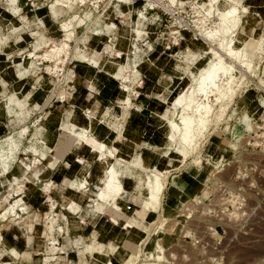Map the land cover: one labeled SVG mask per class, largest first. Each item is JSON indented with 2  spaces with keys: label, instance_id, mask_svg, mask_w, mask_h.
<instances>
[{
  "label": "crops",
  "instance_id": "1",
  "mask_svg": "<svg viewBox=\"0 0 264 264\" xmlns=\"http://www.w3.org/2000/svg\"><path fill=\"white\" fill-rule=\"evenodd\" d=\"M235 1L248 7L249 11L244 17H253L258 14L264 16V0ZM76 2L78 0H71L67 4L55 3L54 0H0V141L7 138L2 145L3 149L0 150V189L6 186L7 191L4 194L0 193V197L24 183L22 197L29 219H32L37 211L44 212L51 202L56 204L57 212L66 215L65 221L61 222L62 232L55 231L57 244L63 249L59 253V264H121L129 253L136 250L140 240H135V236H138L139 232H145L146 227L158 217L162 198L163 204H166L168 199L173 200V196L181 197L188 189L187 181H189L188 175L180 180L179 184L182 186L180 189V186L174 185L178 184L179 177L170 175L173 169L162 168L159 159L163 156L162 153L148 143L143 135L146 132H142V129L146 127L141 128V126L147 123L146 119L141 120V116L145 117L142 113H146L144 110L153 102L154 108L159 106L160 102H155L154 98L160 101L156 96H161L162 93L154 92L153 99H151L152 95L140 93L138 100L134 102L129 92L138 94L139 91L134 90L133 84L128 82L139 78V70L137 69L139 75L136 78L133 70L144 62L146 64L148 60L154 63V69L160 70L155 73L156 78H160V83L157 79L156 84L161 86L164 81L163 76L167 78V84L173 83L174 78L178 77L176 73L173 74L176 66L184 72L190 65L189 54L196 50L201 51L203 46L202 41L195 42L191 39L185 51H175L174 46L164 47V42L159 41L158 38L154 43L151 42L154 47L152 46L153 49L147 53L142 43L140 45L143 48L138 45L140 51L137 52L139 50L137 48L136 51L131 52L133 59L128 64L132 65L133 72H130L124 64L111 60V56L107 55L112 52L116 54L117 50H114L111 45L113 41H108L111 44L106 42L102 50L94 46L93 51L89 53L81 49L78 44L80 37L75 31V37L71 40L72 51L68 57L74 61L68 67L69 73L64 72V75L68 77L67 83L72 85L68 86L66 83L57 85L58 78L54 80L55 85L50 89V83L47 85L44 77L46 71L49 72L47 67L50 64L46 63L48 60L38 59L45 52L40 54L37 52L43 46H50L56 41L51 40L52 36L49 35L52 27L58 22L61 30L60 23L66 19L62 20L61 17L71 12ZM190 2L192 1L188 3ZM124 4L122 3L124 10L121 13L126 14L134 10L135 3ZM95 6L98 7V5ZM102 10L98 14V17L102 19L98 18L97 22L96 20L91 22L84 32L100 35L104 29L108 33V40H113L115 33L111 32L115 24L112 22L114 27L109 29L108 26L112 23L104 21L105 15ZM74 13L78 15L76 29L85 18L93 19L91 12L83 16L79 15V10ZM244 28L242 22V30L247 32ZM253 29L251 26L249 35L253 34ZM249 35L240 36L238 42L248 39L250 43L254 37ZM145 36L135 41L148 39V33ZM89 37L87 35L85 41ZM98 41L99 39L94 41L96 45ZM175 42L178 43V41ZM132 43L131 40L130 44ZM169 49L172 51H167ZM28 52L37 53L39 56L32 57L31 60L30 57L28 58ZM166 59L174 63L170 66L168 73L161 72L164 69L163 60ZM179 59L185 61L186 66L177 65ZM135 63L139 65L135 66ZM39 64H44L46 71L39 67ZM125 74L133 76L129 81H125L130 85V91H125L122 84V77ZM179 78L182 77L179 76ZM55 86L58 87L57 92ZM44 87L47 89L45 90ZM55 96L62 101L57 100L54 103ZM126 97L130 99L129 106L126 105V101L124 102ZM171 108L172 105H169L164 113L155 114L160 119H167ZM33 116L36 117L31 121ZM158 118L154 117L156 121L159 120ZM62 121L81 129L87 128L90 133L88 139H81L70 131L62 129L60 126ZM32 128L34 132H31ZM150 133L154 134V132ZM14 135H20L19 139L12 141V138H15ZM165 137L166 149L171 150L178 157L176 159L183 163L184 160L180 159L178 153L174 151L176 142L169 137L168 133ZM100 143H104L106 149H111L115 154L114 164L122 184L120 198L117 201L118 208L112 205V201L104 202L98 199V191L103 184V175L107 167L106 160L99 158V152L93 150ZM167 153L168 151L165 155ZM20 154L26 157L20 160ZM5 164L10 165L5 166ZM154 168H160L165 176L157 212L146 207L149 188L146 180L148 176L152 178V175L147 176V172L151 174ZM168 174L170 176L167 179ZM131 178L135 179V187L133 191H127L124 184L126 179ZM82 180H85L89 196L83 195L82 191L71 186V181L77 183ZM166 181L169 185L164 190ZM47 182L52 183L49 200L46 198L48 192L42 189ZM172 185L179 191L176 195L173 193V196L168 191ZM68 199L82 204L75 218H72L63 206ZM132 200L138 202L139 206H136ZM130 202L134 204L132 207L129 205ZM147 216H149L148 221ZM43 230V226L37 224L32 229L28 226L17 228L11 225L2 233L0 260H8L10 264H35V242L34 239L29 241L27 236L35 235L37 232L40 235ZM71 230L75 234L71 235ZM60 234H64L63 238L60 237L62 242H60ZM26 251H29V255L22 257V253ZM38 253L42 255L41 251Z\"/></svg>",
  "mask_w": 264,
  "mask_h": 264
},
{
  "label": "rangeland",
  "instance_id": "2",
  "mask_svg": "<svg viewBox=\"0 0 264 264\" xmlns=\"http://www.w3.org/2000/svg\"><path fill=\"white\" fill-rule=\"evenodd\" d=\"M93 1L84 0V2L81 3L76 2L73 4L71 12L64 14L61 19L68 18V16L73 14L76 10H79V15L81 16L85 13L90 14L89 12H91V16L93 17L92 20H87V18H85L83 22L79 23V25H81L77 27V29L76 26L78 24L75 25L76 35L80 37L78 44L81 49L91 53L94 46H96L98 50H102L106 42L113 41L112 44L110 42H108V44H111L112 48L120 51L121 54L116 56V54L112 52L107 53V55L111 56V60L124 64L130 72H133L131 69L132 65L128 64V62L131 61L130 58L133 57L132 54L128 53L131 40L133 42L131 44L133 46L132 52L136 51L139 47L138 45L144 43L147 39L145 38L140 42L135 41L138 39L137 36L141 31H146L148 33V41L153 47L154 44L152 45L151 42L154 43V41L159 38V41L164 42V47L168 45L174 46L175 51H185V48L187 49L188 46V41L191 39L195 42L202 41L203 49L200 53L208 48L207 42L203 40L200 33L195 31L192 32V30L183 28L180 25L187 24L192 27L195 23L199 22L202 11L194 4L195 0L178 2L177 4L181 5V7L177 9L178 12L175 13V16L177 15L176 17L163 8L161 11V8H159L160 5H158L155 0H146L147 3L151 2V5H146V1L136 0V2H133L135 3L134 10L126 14L123 12L121 13L124 8L119 0ZM160 1L162 4L166 3V1ZM189 1L192 2L189 4ZM199 2L206 3L207 0H199ZM168 3L170 5L173 3L175 4V2ZM126 4L125 2L124 5ZM95 5H98V7ZM163 5L165 6V4ZM219 6H225V2L221 1ZM151 7L153 8L150 9ZM101 9H103L102 13L105 15L104 21L109 24L112 22L115 24L111 32L115 33L113 40H108V33H106L104 29L100 35H95L91 32L87 34L89 32H84V29L90 25L91 22L95 20V22H97L98 18L102 19V17H98ZM140 10H143L144 18L142 20L138 18V11ZM244 16L245 14H243L242 20L245 26L244 29H246L247 32L242 30L241 23L237 29L239 32L237 37L248 36L250 34L248 31L251 26H253L254 29L252 32L253 34L249 36L258 37L264 33V16L262 14L253 15V17L249 16L248 18ZM118 20L122 22L120 23ZM132 29L137 31L133 32ZM177 29H181V34L175 32ZM86 34L90 37L85 41ZM49 35L52 36L51 40L58 41L57 39L62 38L63 34L59 28L58 22L56 26L52 27V31ZM96 39L100 41L97 42V45L94 42ZM175 41H178V43ZM72 44L73 42L69 41L65 45L66 47L63 46V48L56 53L50 52L52 53L51 59H44L48 60L46 61L47 64H54L59 68L55 73L50 74L47 72L44 68V64L38 65L46 71L44 77L47 85L50 83V89L55 85L54 80L58 78L57 85H63L65 83L66 85L68 84V86L72 85V83H67L68 77L64 75V72L69 73L68 67L74 61L68 58L72 51ZM257 44V38H253L249 43L250 46H256ZM53 46H55L54 43L50 46L45 45L37 53L48 52ZM141 48L143 47L141 46ZM138 49L137 51H140V48ZM167 51L170 52L172 50L169 49ZM195 58L196 55L194 53L189 54V69L185 70L184 73L181 68L176 66L173 74L176 73L178 77L174 78L173 83H168L169 85L166 82L167 78L165 76L162 78L164 81L161 86L160 84H156L157 79H159L158 83H160V78H156L155 73L160 72V70L157 68L154 69V63H150L148 60L146 64L144 61L141 65L135 63L139 65L136 68L140 72L139 78L128 82L133 84L134 90L139 91L138 94L129 92L130 98L134 102L138 100V95L140 93L152 95L151 99L154 98V92L162 93L161 96H156L160 101L154 98L155 102H160L159 106L154 108L153 105L155 103L153 102L144 110L146 113H142L145 117L141 116V120L143 121L146 119L147 122L145 125L141 126V128L146 127L142 129V132H146V134L143 135L146 137L148 143L155 146L154 149H156V151L162 153L163 156L159 158L162 163V168L173 169L170 175H177L179 177L178 184L176 183L174 185L180 186V189L182 187L179 184L180 180L185 179L188 175L189 177L187 178L189 181H187L188 189L181 197L176 195L179 193L177 188L174 189L173 185L169 188L168 191H170V194L173 196L174 193L176 196H173V200L171 201L168 199L166 204H163L162 198L160 213L158 214L159 217L146 227L145 232H139L138 236H135V240H140L139 244L136 250L129 253L128 256L126 255L127 257L121 264H264V37L260 40L256 52L247 56L252 63L251 69H246L234 59L230 60L231 62L234 61V64L236 63L235 69L239 71L240 75L244 74L238 88L233 94L221 99L218 104L213 106L206 127L192 139L193 141L190 144L191 147L188 149L190 152L187 151L188 153L186 152L184 157L182 156L183 154L178 153L179 158L184 160L182 163L176 159L178 157H176L171 150L166 149V145H164L166 142V134L168 133L169 137L172 139L173 137L168 131L165 119L158 118L155 113H157V115L164 113L166 107L171 105L172 98L190 83L192 73L196 72L197 69L204 64V58H200L197 62L191 63ZM166 60H163L164 69L161 71L164 73H168L171 69L170 66L174 64ZM178 64L186 66L187 63L179 59L177 65ZM130 75L128 76L125 74L124 77H122V84H128L125 83V81H129L131 77L133 78V76ZM179 76L182 78H179ZM118 81L120 82V79H118ZM44 89L46 90L47 87H44ZM55 90L57 92L58 87H56ZM260 98H262V102H260ZM53 99H55L54 103H56L57 100L62 101V99L57 98V96ZM174 110L175 107L172 106L168 118L173 115ZM36 116H33L31 121L34 120ZM154 117H157L159 120L156 121ZM31 121H29V123ZM24 126L28 127V125ZM31 130V132H34L33 128ZM150 132H154V134ZM261 142L263 143L261 146L254 147ZM166 151H168L167 155H165ZM174 151L177 153L176 148ZM25 157L26 156L23 154L19 155L20 160H23ZM219 159H221V161L217 162ZM9 165L5 164V166ZM253 169L255 171H253ZM157 172L161 173L164 188V171L159 168ZM148 174L150 175L149 171L147 172V176ZM170 175H167V179ZM146 181L148 187V178ZM167 181L164 190H166V186L168 187L169 185ZM124 185L125 190L133 191L135 179H126ZM223 188H227L231 193H226L225 199L222 202L220 196ZM6 189L7 187L3 186V188L0 189V193H6ZM171 189L175 191L173 190V192ZM145 191H147V189ZM11 192L12 190L9 191L8 194L0 197V216L9 206V199L12 195ZM132 202L136 206H139L138 202L133 200ZM132 202L129 204L131 207L134 205ZM227 205L228 210L222 213V207ZM21 206L23 205L21 204ZM49 206H47L44 212L48 210ZM18 209L19 207L16 209V216L10 220L11 222L8 221V228L11 225H15L19 228L28 226L30 229H32L35 224L43 226L37 222L38 213L43 211H37L34 217L29 219L28 223L26 220H21L22 212L18 211ZM57 210H59V208ZM148 217L149 216H147V221ZM19 218L20 221L18 220ZM4 230H6V228L2 230V233ZM55 230L58 229L56 228ZM55 230L53 231L54 233L52 232L54 235L51 233V237L50 235L48 237L49 231L46 229L40 233V235L37 232L35 235L29 234L27 236L29 241L34 239L35 242V264H59L58 262L55 263L51 260L43 259L46 250L52 246V237L55 238L54 245L62 249V247L57 244L58 241L55 236ZM70 233L71 235L72 233L75 234L72 230ZM147 236L149 240L146 245H143ZM60 237L63 238L64 234H60L59 238ZM2 238L3 237L0 238V243ZM60 242H62V240ZM43 243L45 244L44 247L42 246ZM142 248H144L145 251H151V257L148 258L146 255L147 253H145ZM37 250L41 251L42 255L38 253ZM27 255H29V251L22 253V257ZM156 255H160V259L157 258ZM4 261L0 260V264H5Z\"/></svg>",
  "mask_w": 264,
  "mask_h": 264
},
{
  "label": "bare ground",
  "instance_id": "3",
  "mask_svg": "<svg viewBox=\"0 0 264 264\" xmlns=\"http://www.w3.org/2000/svg\"><path fill=\"white\" fill-rule=\"evenodd\" d=\"M69 1L71 2V0H54L55 3L65 2L66 4ZM155 1L158 5H160L165 10L169 11L175 16V13L178 12L177 9L181 7V5L177 3H181L185 0H162L164 2L166 1V3H163L165 4V6L160 0ZM221 1L225 2V6H219V3ZM78 2L81 3L84 2V0H78ZM119 2H126L128 4L131 1L119 0ZM168 2H175V4L173 3L170 5ZM194 4L198 6L199 9L202 11V15L200 17L199 22L195 23L192 27L188 26L187 24L180 25L183 28L192 30V32L195 31L200 33L203 37V40L207 42L208 48L202 53L197 50L193 52L196 55V58L191 63L197 62L200 58H204L205 62L202 66L197 69L196 72L192 73L190 83L172 98L171 105L175 107L173 115L170 118H164L168 131L173 137V140H175L176 142L177 153L183 154V157L187 151L190 152V150L188 149H190V144L192 143V139L195 137V135L204 130V128L206 127L213 106H215V104H218L221 99L226 98L230 94H233L234 91L238 88V85L244 74L240 75L239 71L235 69L236 63L234 64V61L231 62L230 60L234 59L246 69H251L252 63L251 60L247 58V56L256 52L260 40L264 37V33H262L258 37H254L257 38L258 41V44L256 46H250L248 40L238 42L239 37H237V34L239 32L237 31V29L239 28V25L243 22V14H246L249 10L247 6L240 4L235 0H207L206 3H202L199 2V0H195ZM146 5H151V2H148ZM200 10L198 11L201 12ZM77 18L78 15L74 13L69 18H66L62 23H60L61 30L63 31V36L58 41L54 42L55 46H53L52 49L40 56L37 53L28 52V58L30 57V59L32 60V57L39 56V59H51L52 53L50 52L56 53L75 37V25ZM138 18L141 20L144 18L142 10L138 11ZM108 27L109 29H111L112 27H114V24L112 23V25H109ZM136 31L137 30H133V32ZM175 32L181 34V29H177L175 30ZM144 35H147L146 31H141L137 38L141 39V37H143ZM142 46L144 47L147 53H149L153 49L148 39H146ZM132 49L133 48L130 44V48L128 51L129 54H131ZM120 54V51H116V56ZM130 59H133V57H131ZM57 69L59 68L54 64L47 67V70H49L50 73H55ZM133 71V75L137 77L139 75L137 69ZM123 86L126 91H130V86L128 84H123ZM125 101L127 106L131 104L129 97H126V99H124V102ZM260 102H262V98H260ZM60 126L62 129L70 131L73 135L81 139H88V135L90 134L87 128L81 129L76 125H70L64 121L61 122ZM20 135H16L17 137L14 135L13 137L15 138H12V141L18 140ZM6 139L7 138H4L0 141V150L3 149L2 145L5 144ZM32 140L33 138L31 139V141ZM93 150L98 151L99 158H103L107 162V167L103 175V184L98 191V199L104 202L112 201V205L118 208L119 206L117 201L120 198L119 194L122 189V184L120 180V174L114 164L115 154L111 149H106V145L104 143L98 144L97 148L94 147ZM3 160L4 159H2V161ZM220 161L221 159L217 160V162ZM150 175H152V178L148 176L149 188L147 191L148 201L146 202V207L152 211H156L161 200L160 197L163 191V181L161 178V173L157 172L156 168L152 169ZM51 184V182H47L42 186V189L48 192L46 197L48 200L51 197L49 193ZM85 184V180L79 181L77 183L75 181H71L72 187H75L76 189L82 191L83 195H88ZM24 188L25 185L24 183H22L16 188L12 189V195L9 199V206L5 209V212L0 216V238L2 237V230L4 228H8V221H10L16 216L15 213L17 207H19L18 211L22 212L21 220H26L29 223L28 211L24 206L22 197L24 193ZM21 204L23 206H21ZM55 205L56 204L54 202H51L46 212H41L37 215V222L43 225V228L49 231V234L44 232L45 234H48V237L49 235L50 237L54 235L53 231L56 228L62 232L63 226L60 224V222L65 221L66 218L65 214L58 213L55 210ZM63 206L69 212L68 214H70L72 218H75L76 213L81 209L82 204L81 202H78L76 200L68 199L65 201ZM18 220L20 221V218ZM52 239V246H50L46 250L45 254L43 255V259L59 263V253L62 251V249L59 248L57 245H54L55 238L52 237ZM145 239L146 240L143 242V245H146V243L148 242V236ZM42 246L44 247L45 244L43 243ZM142 249L144 250V248ZM144 252L147 253L146 255L148 258L151 257V251L144 250ZM156 257L160 259V255H156ZM4 263L9 264L7 260L4 261Z\"/></svg>",
  "mask_w": 264,
  "mask_h": 264
},
{
  "label": "built area",
  "instance_id": "4",
  "mask_svg": "<svg viewBox=\"0 0 264 264\" xmlns=\"http://www.w3.org/2000/svg\"><path fill=\"white\" fill-rule=\"evenodd\" d=\"M144 2L146 1V0H143ZM133 2H136V0H132V3ZM146 3V2H145ZM159 8H161V11L164 9L163 7H159ZM163 8V9H162ZM150 9H152V8H150ZM159 17V16H158ZM263 143L261 142L260 144H258V145H255L254 147H258V146H261ZM249 145H251V144H249ZM253 162H255V161H253ZM253 164V163H252ZM253 171H255L254 169H253ZM226 193H231V191H229L227 188H223V190H222V192H221V196H220V198H221V200H222V202L224 201V199H225V194ZM227 201V200H226ZM233 201V200H232ZM224 203H226V202H224ZM226 210H228V205L227 206H225V207H222V209H221V212L222 213H224V211H226Z\"/></svg>",
  "mask_w": 264,
  "mask_h": 264
}]
</instances>
